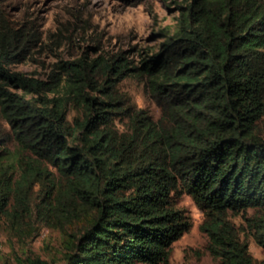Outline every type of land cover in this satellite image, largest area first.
<instances>
[{
  "label": "trees",
  "instance_id": "trees-1",
  "mask_svg": "<svg viewBox=\"0 0 264 264\" xmlns=\"http://www.w3.org/2000/svg\"><path fill=\"white\" fill-rule=\"evenodd\" d=\"M177 8L156 52L84 53L48 78L15 69L30 38L0 18V221L59 228L63 264H167L191 226L183 192L218 264H264L231 217L264 249V215L246 214L264 209V0ZM129 75L158 117L119 92Z\"/></svg>",
  "mask_w": 264,
  "mask_h": 264
},
{
  "label": "rangeland",
  "instance_id": "rangeland-1",
  "mask_svg": "<svg viewBox=\"0 0 264 264\" xmlns=\"http://www.w3.org/2000/svg\"><path fill=\"white\" fill-rule=\"evenodd\" d=\"M179 0H0V18L22 28L29 36L25 58L15 63L16 70L48 78L58 60L75 59L82 54L124 53L135 60L156 52L167 34L177 27ZM1 22V19H0ZM118 90L128 102L145 108L158 117L160 108L149 97L141 79L129 75L119 81ZM76 113L70 108V118ZM126 120L116 119L123 129ZM177 206L191 221V226L172 242L167 264H218V258L207 248V235L200 229L203 211L186 192L176 196ZM264 209L248 208L247 215ZM247 236L257 261L264 249L252 237L242 213L231 216ZM68 236V235H67ZM65 238L55 227L39 222L0 221V264H35L36 259L49 264L65 261Z\"/></svg>",
  "mask_w": 264,
  "mask_h": 264
}]
</instances>
